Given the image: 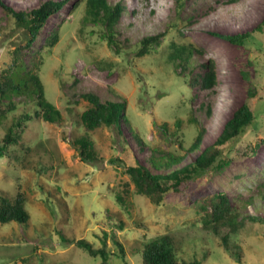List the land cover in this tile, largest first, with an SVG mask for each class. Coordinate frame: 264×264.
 <instances>
[{
	"label": "rangeland",
	"instance_id": "obj_1",
	"mask_svg": "<svg viewBox=\"0 0 264 264\" xmlns=\"http://www.w3.org/2000/svg\"><path fill=\"white\" fill-rule=\"evenodd\" d=\"M0 1L15 11H30L45 0ZM63 1L68 3L46 21L32 46L19 51L27 68L40 76L61 122L34 117L31 96L14 97L15 109L0 121L1 139L12 120L24 112L33 116L16 130L17 142L6 150L10 157H0V196L13 199L21 192L29 214L26 224L0 223V264H101L99 256L76 246L78 239L103 247L108 264H124V259L141 264L143 243L163 234L173 238L183 257H195L200 264H264V26L256 28L264 19V0H183L182 8L177 0H106L124 8L117 24L118 50L102 38L104 27L85 19V0ZM54 29L59 40L50 48L45 42ZM196 30L202 35H194ZM164 31L155 48L136 55L144 37ZM251 31L255 39L245 44L222 36ZM171 41L199 50L193 52L189 69L170 61ZM24 42V29L0 5V74ZM209 62L214 87L191 84ZM252 88L258 92L255 97L248 93ZM84 92L102 100H125L128 122L120 121L122 134L115 127L85 129L80 121L88 106L80 97ZM243 103L254 110L255 121L232 144L227 164L179 192H168L159 205L135 192L125 167L136 160L147 164L152 155L183 154L199 129L201 148L211 144ZM81 136L93 142L99 160L82 161L72 145ZM196 154L185 155L182 164ZM217 192L226 194L246 218L230 234L240 262L202 227L198 206Z\"/></svg>",
	"mask_w": 264,
	"mask_h": 264
},
{
	"label": "trees",
	"instance_id": "obj_2",
	"mask_svg": "<svg viewBox=\"0 0 264 264\" xmlns=\"http://www.w3.org/2000/svg\"><path fill=\"white\" fill-rule=\"evenodd\" d=\"M238 0H230L234 3ZM68 1L45 0L39 6L30 11H15L11 7H4L7 15L14 22L24 29L25 42L18 44L13 51L12 65L0 74V121L15 109L14 97L31 96L34 98L35 107L34 117L41 118L45 122L58 123L62 120L60 110L45 97L44 86L40 76L27 68L22 60L19 51L28 49L32 46L34 40L38 37L46 21L56 14L58 10ZM86 14L85 19H90L95 25L104 27L102 38L107 41L110 47L119 49L115 40L117 33V24L124 8L121 4L110 5L106 0H85ZM179 8L183 7V0H177ZM264 26V19L258 24L257 29L261 30ZM166 35V32L158 33L154 36L144 37L140 41V47L136 52L137 56H142L155 48L160 40ZM254 31L246 32L240 35H222L224 38L235 44H245L246 39L254 38ZM255 39V38H254ZM59 40V31L54 29L46 38V45L52 48ZM199 50L192 44H179L171 41L169 45L168 57L174 65L183 70L189 69L193 52ZM33 66H36L34 63ZM205 71L195 76L190 82L199 83L205 90L212 89L216 84V75L212 62L202 64ZM252 97L257 95L255 88L248 92ZM80 97L88 103V106L81 112L80 121L86 130H93L102 126L115 127L118 134H122L120 121L128 122L126 115L125 100L105 99L94 92H84ZM20 99V98H19ZM208 114H209V110ZM33 116L24 112L19 117L12 120L8 126L4 137L0 139V157L8 159L10 156L6 153L8 145L17 142L16 130L23 129L26 122ZM192 122L197 120L192 117ZM255 112L247 103L241 104L224 124L220 134L209 145L201 148L203 129L197 130L189 140L183 154L167 153L159 157L150 156L149 163H141L136 160L133 165L124 168V173L129 176L135 192L139 195L147 196L150 201L159 205L164 196L170 192H179L183 185L198 179L205 172L221 167L227 164L229 160V150L238 139L243 137L249 128L254 124ZM179 125V123L177 124ZM130 128V127H129ZM131 129V128H130ZM138 143L142 140L137 134H134ZM184 139V138H183ZM72 145L84 162H94L100 159L93 142L87 136H81L72 141ZM182 146V144H181ZM257 146V144L255 145ZM190 161L182 162L185 155L196 153ZM112 160L111 163H114ZM264 198V193H263ZM117 200L121 202L120 197ZM199 213H203V225L208 233L218 237L221 245L231 255H235L236 260L240 262V252L236 250L237 244L230 242V234L236 233L245 223L246 218L233 209L231 202L226 194L217 192L203 198V203L198 206ZM255 220L254 218H249ZM29 220V214L25 209V199L21 192H17L13 199L0 196V223L17 222L26 224ZM89 255L101 258V264H108V253L103 247L94 248L90 242L85 239H78L74 242ZM105 244V243H104ZM232 245V246H231ZM120 251L122 247L118 244ZM141 264H200L195 257L186 259L175 247L173 238L168 234L153 236L143 243L139 251ZM124 259V257H121ZM124 264H129L124 259Z\"/></svg>",
	"mask_w": 264,
	"mask_h": 264
},
{
	"label": "bare ground",
	"instance_id": "obj_3",
	"mask_svg": "<svg viewBox=\"0 0 264 264\" xmlns=\"http://www.w3.org/2000/svg\"><path fill=\"white\" fill-rule=\"evenodd\" d=\"M210 22V21H209ZM214 23V22H213ZM202 26V25H201ZM207 28V27H206ZM211 28V27H210ZM199 30L193 31L194 35L199 36L201 33H199ZM203 32V31H202ZM202 35V34H201ZM199 38V37H198ZM201 38V37H200Z\"/></svg>",
	"mask_w": 264,
	"mask_h": 264
}]
</instances>
